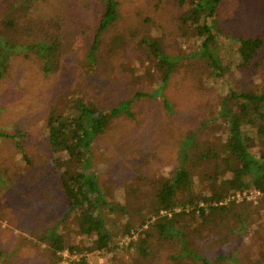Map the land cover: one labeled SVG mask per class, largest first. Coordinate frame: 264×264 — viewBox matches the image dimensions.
I'll return each instance as SVG.
<instances>
[{
    "label": "trees",
    "instance_id": "obj_1",
    "mask_svg": "<svg viewBox=\"0 0 264 264\" xmlns=\"http://www.w3.org/2000/svg\"><path fill=\"white\" fill-rule=\"evenodd\" d=\"M7 1L0 0V8L4 9L0 13V24L3 23L0 25V68L5 70L7 49L15 47L22 33L19 19L36 0ZM69 1L76 5L80 0ZM95 1L82 5L84 13L97 1L100 5H96L94 42L88 52L91 61L101 37L116 26L121 17L120 0ZM221 1L175 0L180 6L188 4V8L177 15L181 23L179 29L182 25L193 29L201 40V49L196 54L202 59L194 58L193 52L188 57H182V51L170 54L164 35L160 33L161 26L146 25L152 20L150 17H146L145 25L133 33L134 37L139 36L137 60L153 80L151 95L161 96L171 121L177 111L163 91L173 73L181 74L182 80L190 77L203 92L208 90L203 85L213 84L228 67L213 52L216 38L209 23ZM69 9L64 6L65 16L74 14ZM75 15L69 22L76 30L85 19L77 12ZM121 38L122 34L117 40ZM48 40L51 41L39 40L26 46L37 49L41 57L57 59L63 52L62 39L52 34ZM238 42L242 58L239 66H249L248 76L252 78L261 66L259 55L264 39L249 36L239 38ZM184 58L189 61L186 63ZM48 61L43 62L45 70L51 69ZM146 95L139 91L134 98L122 99L106 108L91 104L81 96L70 99L65 96L61 111L54 104L46 110L44 127L47 132L41 140L43 152L26 147L25 133H0L11 138L20 150L21 164L13 172L9 171L11 189L16 199H24L26 218H30L26 223L19 215L8 213L5 217L22 225L24 232V237L13 247L21 256H12L14 260L10 261L14 264H60L64 260L63 252L68 250L71 255L74 252L85 255L80 259L67 257V264H86V254L100 250L106 261L109 256L115 260V254L126 251L134 254L136 264H146L148 260L158 262L155 258L161 257L163 249L180 247L182 254L170 255L174 264H264V259L260 260L264 254L258 252L264 253V88H228L216 98L218 107L207 98L211 109L203 117L196 113L193 120L189 119L190 124L182 122V128L173 124L180 132L169 174L154 176L156 174L138 172L137 180L149 183L153 189L141 205L127 207L107 200L106 194L112 188L106 187L105 191L100 177L92 169V148L99 136L109 133L117 119L134 118V99ZM118 123L120 130L127 122ZM163 130L161 128L160 135L164 138L167 134ZM147 146H141V154L146 153ZM149 161L145 157L136 170ZM250 189L262 192L257 202L244 197L238 200L243 191ZM49 210L56 215L39 217V213ZM134 212L139 214V220L131 218ZM72 216L75 231L81 235L80 241L75 235L73 239L70 235L67 238L59 229L61 224L71 221ZM53 220L55 222L51 223ZM245 233L252 236L248 244L244 242ZM126 235L129 240L120 245L118 237Z\"/></svg>",
    "mask_w": 264,
    "mask_h": 264
},
{
    "label": "rangeland",
    "instance_id": "obj_2",
    "mask_svg": "<svg viewBox=\"0 0 264 264\" xmlns=\"http://www.w3.org/2000/svg\"><path fill=\"white\" fill-rule=\"evenodd\" d=\"M10 1L12 0L7 2ZM87 1L92 4L96 2L80 0L74 5L69 0H36L35 4L28 6L22 14L18 22L22 33L15 42V47L7 49L9 56L6 70L0 68V133H25L26 147L32 151L43 152L41 140L47 132L44 127L46 110L54 104L58 107L57 110L61 111L65 96L69 99L81 96L91 104L106 108L122 99L134 98L136 92H146L148 95L134 99V118L117 119L109 133L99 136L92 148V169L100 177L105 191L106 187L112 188L111 192L106 194L107 200L134 207L141 205L153 189L149 183L137 180L138 172L156 174L154 176L169 174L177 151L176 137L180 132L173 124L182 128V122L193 120L196 113L203 117L211 109V106L207 105V98L218 107L216 98L225 94L228 88H264V45L259 55L261 66L256 69L252 78L248 76L251 72L249 66H239L242 58L238 51L239 38L261 36L264 39V0H222L218 3L215 16L209 18L216 38L213 52L228 67L213 84L205 83L203 87L208 90L203 92L199 91L197 83L190 77L182 80L181 74L171 75L163 93L174 104L173 109L177 111L175 121H171L165 113L161 96L151 95L153 80L137 60L140 51L137 43L139 36L134 37L133 33L145 25L146 17H150L152 20L146 25L161 26L160 33L164 35L170 54L182 51V57H188L195 53L194 58L202 59L196 54L201 49V40L193 29L189 30L183 25L182 29H179L181 23L177 15L186 10L188 4L180 6L175 0H120L121 17L116 26L101 37L91 61L88 52L94 42L92 32L98 15L96 7L100 5L97 1L92 9L84 13L82 5ZM64 6L70 7L74 14L65 16ZM76 7L81 11L76 10ZM2 12L4 9L0 8V13ZM76 12L85 20L79 23L75 30L72 28L73 23L69 21L76 17ZM0 25L3 26V23ZM52 34L59 35L62 39L60 41L63 44V52L58 56V60L54 56L41 57L37 49L26 46L29 42L39 40L49 42ZM120 34L122 38L117 40ZM184 59L186 63L189 61ZM46 60H49L50 70L43 68V62ZM118 122L127 123L118 130ZM161 128L164 129L163 133L167 134L164 138L160 135ZM10 139L0 135V264H14L10 261L14 260L12 256L21 255L15 252L13 247L24 237L22 225L15 224L5 217L9 213L12 216H21L26 223L30 221V218H26L28 213L25 214L24 211V199H16L11 189L10 174L21 164L22 159L20 150ZM146 145V153L141 154V146ZM145 157L150 161L145 167L141 165L142 168L137 171L136 167ZM258 196L251 200L257 202ZM45 215L50 218L56 213L51 210L39 213V217ZM131 218L134 221L139 220V214L134 212ZM73 219V216L70 217L71 221L61 224L59 229L66 233L67 238L70 235L69 238L73 239L75 235L77 241H80L81 235L77 230L75 234ZM53 222L55 221H51ZM64 225L66 227L61 228ZM251 237V233L243 234L244 242L248 244ZM35 239L34 236L33 240ZM118 240L119 244L123 245L129 240V235L122 238L119 236ZM243 247L248 248L245 245ZM19 251L21 253L20 249ZM258 252L264 254L261 250ZM178 253L182 254L180 247L177 250L163 249L161 257L155 258L158 262L152 263L148 260L149 263L147 261L146 264H174V258L170 255ZM82 255L85 254L74 252L69 257L80 259ZM86 257V264H136L134 254L126 251L115 254V260L109 256L106 261V256L100 250L89 252ZM262 259L263 255L260 257L261 261ZM67 262L68 260L64 259L60 264Z\"/></svg>",
    "mask_w": 264,
    "mask_h": 264
},
{
    "label": "built area",
    "instance_id": "obj_3",
    "mask_svg": "<svg viewBox=\"0 0 264 264\" xmlns=\"http://www.w3.org/2000/svg\"><path fill=\"white\" fill-rule=\"evenodd\" d=\"M261 193L262 192L260 190H258V189L245 190V191H243L242 195L239 198L244 197V198H246L248 200H251L252 198H254L255 196L260 195ZM63 255H64V259H67V257L71 256V254H69L68 250H65L63 252ZM74 255L76 256L77 254H74Z\"/></svg>",
    "mask_w": 264,
    "mask_h": 264
}]
</instances>
